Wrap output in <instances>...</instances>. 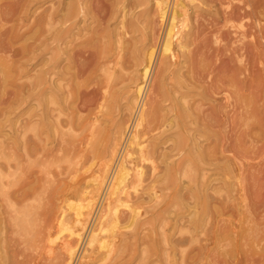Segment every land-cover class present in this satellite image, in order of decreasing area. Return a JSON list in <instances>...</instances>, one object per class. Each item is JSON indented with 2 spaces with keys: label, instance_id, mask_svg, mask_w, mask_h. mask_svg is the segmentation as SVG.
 <instances>
[{
  "label": "rangeland",
  "instance_id": "rangeland-1",
  "mask_svg": "<svg viewBox=\"0 0 264 264\" xmlns=\"http://www.w3.org/2000/svg\"><path fill=\"white\" fill-rule=\"evenodd\" d=\"M64 2H69L76 13L64 24L70 27L67 39L76 32V42L81 43L78 47L92 56L86 68L98 60L99 49H117L119 40L123 42V59L130 65L136 62L135 56L142 59L153 44L156 57L147 87L146 108L150 109L161 98L159 92L166 100L157 117H147L143 122L146 136L156 125L163 124L162 129H166L165 125L178 121L180 103H190L196 111L201 106L208 107L209 103L196 92L203 90L208 94L211 78L230 75L232 67L239 64L235 55L233 61L228 58L230 52L225 48H240L243 68L237 75L239 80L235 86L218 81L222 87L220 104L227 102L226 93L235 90L236 94L231 92L230 98L234 106L228 108L230 117H219L221 129L213 126L219 131V144L216 147L209 140L207 147L208 154L233 160L235 171L228 175L226 187L213 192L217 199L212 201L202 229L191 232L185 226L188 219L201 216L196 213L195 203L192 204V195L211 180L219 183L223 176L215 166L198 163L194 151L179 150L170 153L168 168L163 163L154 180L122 183L131 192L130 198L128 202H118V222L111 224L112 210H107L106 204L110 199L111 186L108 188L107 184L112 170H108V177L99 187L90 185L89 177L103 170L99 162L104 158L90 144L94 139L100 140L102 134L98 130L103 126L102 131L111 134L114 123L119 122L126 110L116 102H109L104 108V118L94 119L98 109L92 104L94 110L89 112L87 101L93 97L94 83H89L92 66L75 79L82 84L79 91L67 98L63 96L61 101H48L43 91L49 83L37 80L42 76L45 58H55L59 51L55 42L52 51L47 50L46 25L40 19ZM184 3L186 16L178 15L173 22L175 30L180 29L181 33L165 55L162 43L169 18L166 22L160 17L156 0H0V14L5 8L12 9L6 19L0 16V264H264V26H261L264 14L260 12L264 10V0H250V6L242 0H184ZM243 10L249 14L244 15ZM230 11L235 16L226 22ZM53 25L57 28L58 21ZM242 31L247 33L244 39ZM179 37L182 40L188 37L191 42L186 55L177 44ZM60 52L66 55L63 48ZM162 61L168 62V67L160 76ZM142 67L143 63L129 70L136 77ZM95 70L97 74L104 73ZM163 80L164 86L160 88ZM187 84L196 92L181 97ZM133 94L132 88L129 95ZM243 95L251 99L250 106L245 105ZM44 108L50 109L48 117H42ZM191 120L192 117L189 126L193 127ZM176 131L184 136L178 128ZM187 136L191 149L189 132ZM222 141L229 149H222ZM107 143L103 141V145ZM172 143L173 140L168 141ZM186 159L191 163H183ZM172 161L175 164L171 165ZM129 167L132 176L138 167L133 164ZM234 174L239 179L231 176ZM85 189L94 197L78 224L74 222V209ZM115 199L112 202H117ZM221 199L224 201L219 203ZM70 204H75L74 209ZM131 208L136 210L135 217L130 216ZM72 229L76 232L70 234ZM91 236L96 237L91 240ZM173 236H187L190 241L172 243ZM69 243L73 248L71 256Z\"/></svg>",
  "mask_w": 264,
  "mask_h": 264
},
{
  "label": "bare ground",
  "instance_id": "bare-ground-1",
  "mask_svg": "<svg viewBox=\"0 0 264 264\" xmlns=\"http://www.w3.org/2000/svg\"><path fill=\"white\" fill-rule=\"evenodd\" d=\"M191 1H194V0H191ZM242 1H244L245 4L250 6V0H242ZM156 4L158 7H160V9H159L160 17L162 19H165L166 22H167V19L169 18V21H168L169 24H168V26H166L167 28L165 27L166 32L164 35V42L162 43L163 44L162 45L163 46V49H162L163 52L162 53L166 55V53L168 51H171V49H172V43H173V40H175L174 38H176V36L179 35V33H181L180 29L175 30L174 26H176V25H173L174 19L178 15L179 16L180 15L186 16V6L184 3V0H156ZM5 9L6 10L3 11V14H0V16L3 15L2 16L3 19L4 18L6 19L7 16L11 15V10H12V9L10 10L9 8H5ZM241 9H242V6H241ZM243 11H244L243 12L244 15L249 14V11H247V10H243ZM260 12H263L262 14H264V10H261ZM1 13H2V10H1ZM75 16H76V13L73 12L72 9L70 8L69 2H64V3H59L58 7H56L52 13H50L48 15H44L40 19V21L44 20L45 25H46L45 41H46L47 50L52 51V49H53L52 43L55 42L59 51H58L57 56L55 58H53V57L45 58L44 68L42 70V76L37 77V80L39 83H43L45 85L47 83H49V86L45 87L44 91H43V94L47 96L48 101H52V102L53 101H61V98H64L63 96H65V98H67L70 95H74V93L77 90L79 91V87L82 84L75 81V79L77 77H80L87 70L89 71V67L92 66L91 70H90V74H92V80L89 81V83L90 82L94 83L93 84L94 87L92 89L93 97L91 99H88L87 101H88V105H89V110H88L89 112L90 111L92 112V110H94L93 108H91L92 104L95 105L94 106L95 109H98V111L96 110L97 112H94L95 113L94 119L97 120L101 116H102L101 118H104L103 116L106 113V110L104 108L108 107L109 102H116L117 104H119V106L121 107L122 110H126L125 115H127L128 117H124L125 116L124 115L122 118H120L119 122L114 123V127H113L111 134L105 133V130L102 131L104 129V126H103V128H101V130H98L99 134H102L100 140L98 142H96L94 139V141L90 144L93 148V151L95 150L96 152L100 153V155L104 156L102 161L99 162V165L102 166L101 169H103V170L97 174L95 173L96 175L92 176L91 179H90L91 176L89 177V180L91 181L90 185L93 184L96 187H99L100 183H102L104 178L108 177V175H109L108 170H112V175H110V176H112V178L111 177H110L111 179L108 178V181L110 179V182L107 184L108 188H110V186H111V189L108 192V193H110V196H109L110 199L107 201V204H106L107 210L108 209L112 210L111 211V214H112L111 224L114 223V225H115L118 222V218H119L118 211H119V207H120L119 206L120 203H118V202L119 201H121V203H122V201L128 202L129 198H130L131 192L129 190H127L126 186L123 187L122 183L129 182L130 184H132L134 181H139V182L141 181L142 182L143 180H146V179L147 180H154V178L156 177L154 175L155 172L157 171L158 168L162 167L163 163H164V166L168 168L169 159L171 157L170 153L174 150H177V151L179 150V151H186V152L187 151H189V152L194 151L196 153L195 158L198 161V163L203 164V165L215 166V168H217L220 171V174L223 176V179L219 178V181H220L219 183L212 182L213 180H211L208 183H205L200 191L195 192L192 195V198L194 200L192 202V204L195 203L194 205L197 209L196 213L200 212L201 216H197L194 219H192V218L188 219L187 220L188 223L185 224V226L187 228H189L188 230H190V231H191V229H194V230H197L199 228L202 229L203 226L206 224V220L208 219V217L210 215L211 203L213 200L217 199L214 195L215 191L218 192L223 187H226V184L228 185V182L226 181L228 175L230 173L231 174L234 173V171H235L234 165H236V163L233 160H230V158H227V156H225V157H216L215 156L214 157L212 154H208V150H207L208 148L207 147L210 144V142H208L209 140L211 141V143L213 142L216 147H217V144H219L218 143V139H219L218 132L219 131H216L213 128V126L215 127V125H216L217 127H219L221 129L222 124L220 123L221 119L219 117H230L229 116L230 110L228 108L231 105H232V107L234 106V103L230 102L231 101L230 98H231V92L234 95L236 94L235 90L230 91V93H226L225 98H226L227 102L226 103L222 102L223 104H220L219 94L222 92L221 91L222 87L218 84V81L221 83L224 82V84L235 86L234 84L236 83L237 80H239L237 75L241 74L240 72H242V68H243L242 66H240V63L243 62V59H242L243 56L241 57L242 54L239 53L240 48H237V47L225 48V50L227 52L228 51L230 52L229 54H227L228 58L231 61H233V59H234L233 55H235V57H236L235 61L238 62L237 64H239V66L234 64L235 66L232 67L233 72L230 73V75L229 74L220 75L217 79L211 78L209 83H208L209 84L208 85V87H209V93L208 94L206 92H203V90L200 92H198V91L196 92L194 87L192 85H188V84L185 86L187 91L181 93L182 94L181 97H186L188 94L190 95L189 92H191V91L196 92V94L201 95V98L203 100H205L209 103L208 107L203 108L201 106L202 108L201 107L196 108L197 109V111H196V110L192 109V105L190 103H188V104H186V102L180 103L181 107H180V109H177V113H176V115H177L176 117H179L178 121L174 122V124H172V125L171 124L165 125V126H167L166 129H162L161 126L163 124L156 125L150 131L154 132L155 129H158L159 131L157 133H153V134H151L149 131L148 135L146 136L145 134L147 133V131L146 132L143 131V129H144L143 128V122L145 121V119L147 117H157L158 114L160 113V111L162 109H164L163 102L166 100V98H164L163 94H161L159 92L158 97L160 96L161 98H158L157 99L158 101H155L150 106V109L146 108V104H147V100H146L147 94L146 93H147V89H148L147 87L149 86V80L152 77V68L154 67V63H155L154 61H155V57H156L155 56V48L153 47V44H152V47H150L149 49H147L145 51L142 59H139L137 56H135L134 59H136V62H134L130 65V64H126V61H124V59H123V57H124V54L122 52L123 51V46H122L123 42L122 41L120 42V40H119V47L117 49H115V47H112V48L111 47H105L104 50L99 49L97 52L95 51L96 50L95 49L94 51L96 52V55H97L96 57H98V60L95 63H93V65L86 68L87 63L89 61V58L90 57L92 58V56L91 55L89 56V52L87 53L88 55L85 54L87 52L86 49H85V51H83L80 46H79L80 48L78 47V45L81 43L76 42V39H77L76 37L78 36V34L76 32L73 33V37H70L69 39H67L68 38L67 33L70 31V27L64 26V24L66 22H68L70 19H72ZM234 16L235 15H233V12L230 11L228 13V16H226V22L232 21ZM104 18H105V16H104ZM51 19L52 20L56 19L58 21L59 26L57 28L54 29V25H53L56 20L52 21ZM163 22H164V20H163ZM230 26H231V24H230ZM241 26H243V25H241ZM261 26H264V25L261 24ZM261 28H260V30H261ZM160 32H161V29H160ZM4 33H6V32H4ZM95 36H96V34H95ZM246 37H247V33L243 32L242 38L244 39ZM161 39H162V37H161ZM188 39L189 38L187 37L185 40H182L179 37L178 41H177V44H178L179 48L182 50L183 55L187 54V49L189 48V46L191 44V42ZM83 42L87 43V41H83ZM245 43L247 44V41ZM62 44H65V46L60 47ZM156 46H157V44H156ZM62 48L64 50V53L66 54L65 56H63L60 52V49L62 50ZM159 48H160V45H159ZM245 50H247V49H245ZM185 57H187V56H185ZM186 60H187V58H186ZM91 63H92V61H91ZM142 63H143L142 69L139 70L138 76L134 77L132 74V71L129 69H131L133 66H137V65L139 66ZM161 66H162V68L160 69V76L164 72V70L167 69L168 62L162 61ZM232 66H233V64H232ZM95 69L103 70L104 73L97 74L96 73L97 71ZM127 70H129V72ZM190 71H191V69H190ZM195 78H197V77H195ZM162 79H164V78H162ZM74 81L77 83H75ZM263 83H264V74H263ZM161 84H160V88H163L164 80ZM261 84H262V82H261ZM132 88L134 90V94L129 95V91L132 90ZM82 91H84V90H82ZM202 93L204 95H202ZM123 98L126 99V102L120 103V101ZM80 99H81V97H80ZM242 100L243 101L245 100L246 104L243 102V104H245V105H249V103L251 102V99H248V97H246L245 95L242 96ZM77 104H79V103H77ZM235 105H236V103H235ZM198 106H200V105H198ZM77 109H78V107H77ZM165 109H168V108L165 107ZM194 109H195V107H194ZM48 111H50V109L44 108V113H43L42 117H48L49 116ZM191 117H192V120L190 123L195 125L193 127L189 126L188 120ZM247 117H249V116H247ZM169 121H171V120H169ZM113 122H114V120H113ZM146 124H148V123H146ZM84 125H86V124H84ZM97 125H102V124H97ZM176 128H178V130L183 133V135H184L183 137L179 134L177 135ZM94 131H96V130H94ZM94 131L91 130V133ZM188 132H189V137L193 141V146L191 149H190V147L187 146L189 143L186 142V138L188 137L187 136ZM143 135H145L146 137ZM105 140L108 143L103 145V141H105ZM169 140H173V143L168 144ZM86 141H88V140H86ZM88 143H89V141H88ZM221 145H222L221 147L223 150L229 149L224 145L223 141H222ZM222 152H224V151H222ZM209 153H211V150ZM183 161H184L183 163H185V162L188 164L191 163L190 159H186ZM129 164H133L134 167H136V166L138 167L137 169L135 168V173L132 176H129V169H130ZM173 164H175V161L171 162V165H173ZM145 166L148 168L147 169L148 172H147V170L145 171L143 169V167H145ZM156 173H158V172H156ZM231 176H233L237 179H239V177H240V176H237L235 174L231 175ZM136 188L137 187H135L134 189L136 190ZM97 190H98V188H97ZM103 191L104 190H102V193H103ZM105 191H106V189H105ZM88 193H89V191H87L85 189L83 192V196L80 198L81 201L76 204L77 207H75V204H70V208H73L72 206L75 207V209L73 208L75 211L74 212V215H75L74 222H76V223L80 222L78 224L82 223L81 220H83V219H81V218L84 215V213L86 212L85 208H88V206L92 203V200L94 197V194L89 195ZM113 194L114 195L117 194V195L111 196ZM122 194H124V195H122ZM99 196H101V195H99ZM105 196H106V194H105ZM114 198H116L115 200H117V202H115V203L112 202V199H114ZM102 199L104 200V198H102ZM221 201H224V200L221 199L219 203H221ZM220 205H222V204H220ZM99 209H101V208H99ZM135 211H136L135 208H131L132 213L130 214V216H134V213H136ZM61 214H62L61 219L63 220L64 213L61 212ZM134 217H132V218H134ZM79 226H81V225H79ZM68 227L70 228L71 226H68ZM100 227H102V226H100ZM77 228H79V227H77ZM83 228H80V229H83ZM93 230H94V228H93V226H91L90 232ZM74 232H76V231H73V229H72L70 234H73ZM79 234H81V236H82V233H79ZM93 235H95V233ZM79 236L80 235H78L77 237H79ZM87 237H89V235ZM91 237H92L91 240H94L96 236H91ZM97 241H98V239H97ZM189 241H190V238H188L187 236H178V237L173 236L171 238L172 243L182 244V243H187ZM67 242H70V241H67ZM89 242L91 243V241H89ZM67 248H68V251L70 253L68 255L71 256L73 253V248L70 246V243L67 246ZM74 249H76V248H74ZM78 251H79V249H78ZM72 259H73V256H72Z\"/></svg>",
  "mask_w": 264,
  "mask_h": 264
}]
</instances>
